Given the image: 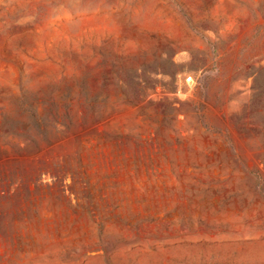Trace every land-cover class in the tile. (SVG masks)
I'll use <instances>...</instances> for the list:
<instances>
[{
    "label": "rangeland",
    "instance_id": "1",
    "mask_svg": "<svg viewBox=\"0 0 264 264\" xmlns=\"http://www.w3.org/2000/svg\"><path fill=\"white\" fill-rule=\"evenodd\" d=\"M0 264H264V0H0Z\"/></svg>",
    "mask_w": 264,
    "mask_h": 264
}]
</instances>
